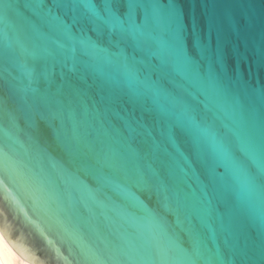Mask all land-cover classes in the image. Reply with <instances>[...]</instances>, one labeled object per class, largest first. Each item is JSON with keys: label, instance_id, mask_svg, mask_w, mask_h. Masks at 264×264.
<instances>
[{"label": "water", "instance_id": "1", "mask_svg": "<svg viewBox=\"0 0 264 264\" xmlns=\"http://www.w3.org/2000/svg\"><path fill=\"white\" fill-rule=\"evenodd\" d=\"M0 233L31 264H264V0H2ZM176 14L175 23L170 13ZM236 151L241 167L218 139Z\"/></svg>", "mask_w": 264, "mask_h": 264}, {"label": "snow or ice", "instance_id": "2", "mask_svg": "<svg viewBox=\"0 0 264 264\" xmlns=\"http://www.w3.org/2000/svg\"><path fill=\"white\" fill-rule=\"evenodd\" d=\"M95 2L97 7H104V5H100L99 0H95ZM0 6H2L4 10L10 8V5L3 3L2 0H0ZM107 6L117 12L121 17L130 16L134 10L137 22L141 19V8L153 7V5L148 3V0H108ZM170 20L175 23L176 14L174 10L170 13ZM218 143L224 152L229 155L238 166L242 167L246 163L244 150L252 146L249 141L242 139L236 151L230 150L229 144L231 141L229 138H224L222 140L218 139Z\"/></svg>", "mask_w": 264, "mask_h": 264}, {"label": "bare ground", "instance_id": "3", "mask_svg": "<svg viewBox=\"0 0 264 264\" xmlns=\"http://www.w3.org/2000/svg\"><path fill=\"white\" fill-rule=\"evenodd\" d=\"M0 264H31L30 262L23 261L17 256L14 251L9 247L5 239L0 233Z\"/></svg>", "mask_w": 264, "mask_h": 264}]
</instances>
